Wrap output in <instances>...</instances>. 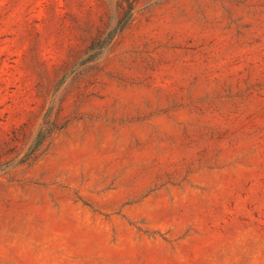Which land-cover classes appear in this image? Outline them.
Masks as SVG:
<instances>
[{
    "label": "rangeland",
    "instance_id": "obj_1",
    "mask_svg": "<svg viewBox=\"0 0 264 264\" xmlns=\"http://www.w3.org/2000/svg\"><path fill=\"white\" fill-rule=\"evenodd\" d=\"M0 264H264V0H0Z\"/></svg>",
    "mask_w": 264,
    "mask_h": 264
}]
</instances>
